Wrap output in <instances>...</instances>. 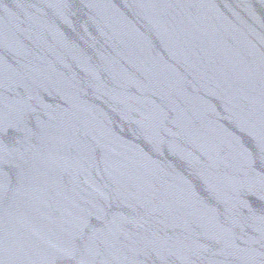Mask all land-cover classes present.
Wrapping results in <instances>:
<instances>
[{"label": "water", "instance_id": "1", "mask_svg": "<svg viewBox=\"0 0 264 264\" xmlns=\"http://www.w3.org/2000/svg\"><path fill=\"white\" fill-rule=\"evenodd\" d=\"M0 264H264V0H0Z\"/></svg>", "mask_w": 264, "mask_h": 264}]
</instances>
